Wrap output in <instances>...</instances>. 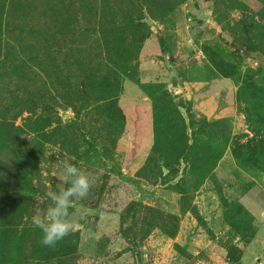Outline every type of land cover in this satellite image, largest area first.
Returning <instances> with one entry per match:
<instances>
[{"label": "rangeland", "instance_id": "obj_1", "mask_svg": "<svg viewBox=\"0 0 264 264\" xmlns=\"http://www.w3.org/2000/svg\"><path fill=\"white\" fill-rule=\"evenodd\" d=\"M98 1L116 4V0ZM243 1L258 9L252 0ZM118 4L130 3L118 0ZM214 11L213 0H186L165 21L146 20L151 34L143 43L136 62L137 81L133 78L122 81L119 112L113 120L111 117L104 119L112 112L109 99L88 101L79 116L67 102L70 97L75 102L83 98L85 87H81V83L85 74L93 81L104 73L102 67L108 49L101 39L91 38L80 45L86 68L71 65L60 70L53 65L52 58L39 63L31 57V62L23 65L20 71L12 61H7L10 56L5 60L7 63H1L0 122L7 115L8 122L17 131L10 145L0 147V193L15 203L22 201L15 215L22 217L21 227H35L32 223L35 209L50 204L46 193L65 186L61 162L68 160L92 181L88 198L75 200L70 209L76 224L70 234L75 233L79 238L76 264H234L232 245L242 250L243 264H264V168L248 159L244 168L233 153L234 147L247 144L254 136L241 112L242 104L237 100L238 83L224 76L211 81L222 83L211 92L213 99L208 106L219 105L216 113L221 107H231L238 114L236 118L216 119L200 110L206 96L201 95L205 88L202 83L211 82L197 80L205 77L201 68L208 63L204 46L215 50L216 45H220L223 59L237 63L241 60V72L264 69V57L255 54L248 57L239 51L227 30L216 23ZM227 17L233 25L241 18V13L231 10ZM34 43L35 40L28 37V44ZM154 85L165 86L177 103L191 102L195 123L202 124L204 119L230 122L229 146L214 172L200 186L187 187L191 206L185 213L181 195L174 189L185 166L183 162L175 164V171L171 172L161 163L162 176L157 184L139 175L155 143L154 100L142 87ZM38 96H43L45 102L38 103L30 112L32 98ZM80 104V101L76 103ZM181 112L189 122L187 110L181 108ZM48 117L50 122L46 123ZM92 125L99 130H93ZM206 138L202 135L203 142ZM4 140L0 136V141L6 143ZM84 140L93 141L98 152ZM153 174L150 170V179ZM27 181L32 183L28 194L33 193L21 198L18 196L22 195L20 188L25 187ZM133 202H142L178 217L176 234H166L170 223L165 221L145 236L142 232L145 219L140 215L130 228L139 242L131 244L120 230L121 217ZM235 202L241 203L253 216L254 237L243 239L240 235L243 229L233 227L236 212L232 204ZM68 264H75V261Z\"/></svg>", "mask_w": 264, "mask_h": 264}, {"label": "trees", "instance_id": "obj_2", "mask_svg": "<svg viewBox=\"0 0 264 264\" xmlns=\"http://www.w3.org/2000/svg\"><path fill=\"white\" fill-rule=\"evenodd\" d=\"M184 1L186 0H129L130 4L124 6L116 5L118 0L115 5L102 1L100 3L98 0H0V65L2 62L12 61L11 64H15L20 71L24 68L23 65L31 62L32 57L39 63L52 58L53 65L60 70L71 65L86 68L88 65L83 63L84 52L80 45L91 38H99L108 49L107 60L102 67L105 74L97 76L93 81L85 74L81 83V87H85L82 91L83 98L76 99L81 104L77 106L73 97L67 98V102L79 116L83 105L88 101L93 100L91 103H95L109 99L112 112L107 113L104 119L106 121V118L111 117L113 120L119 112L122 81L126 78L137 81L136 62L143 43L151 34L146 20L163 22ZM252 1L254 5L257 4V10L243 0H213L215 21L227 30L244 55L264 57V0ZM231 10L241 13V18L233 25L227 17ZM28 37L33 38L36 43L28 44ZM203 51L208 57V63L201 68L205 77L197 80L211 82L223 76L234 79L239 86L237 100L242 104L241 112L246 116L250 131L254 133L253 139L247 144L233 148L238 164L246 168L245 161L248 159L264 168V69L251 68L241 72V60L237 63L231 59H223L224 52L220 51L218 44L215 50L204 46ZM142 88L154 100L155 143L139 175L157 184L162 176L161 163L171 172L175 171V164L177 166L183 162L185 166L174 189L181 195L182 211L185 213L191 206L187 187L200 186L214 172L229 146L230 122L227 119L212 122L204 119L202 124L195 123V117L191 115V102L177 103L165 86ZM44 100L43 96L32 98L28 110L33 112L38 107L37 104L45 102ZM181 108L187 110L189 122L184 118ZM8 121V116L4 115L0 122V136L6 141H0V147L10 145L16 135L17 129ZM45 122H50L49 117ZM92 129L96 132L99 130L95 125H92ZM202 135L207 136L205 142L202 141ZM91 136L93 137V133ZM85 142L89 143L93 151L98 152L93 141ZM150 170L154 172L151 179L148 175ZM25 185L20 188L22 195L18 196L21 198L33 193L28 194L32 190V183L27 181ZM18 202L21 204L22 201ZM19 203L4 198L0 193V264H68L71 261L76 264L78 235L69 234L55 248L42 246L40 229L21 227L22 217L16 218V213L21 209ZM225 203L229 204L227 200ZM232 205L236 212L233 227L236 230L243 229L240 234L243 239L254 237V230H251L253 216L241 203L235 202ZM140 215L145 219L142 222L145 236L165 221L170 223V229H165L166 234L174 236L178 230V217L164 214L142 202H133L121 217L120 230L131 244L139 240L132 236L130 228ZM232 249L235 251L234 258L231 257L234 264H243L242 250L236 245H232Z\"/></svg>", "mask_w": 264, "mask_h": 264}, {"label": "clouds", "instance_id": "obj_3", "mask_svg": "<svg viewBox=\"0 0 264 264\" xmlns=\"http://www.w3.org/2000/svg\"><path fill=\"white\" fill-rule=\"evenodd\" d=\"M61 178L65 186L46 193L50 204L45 208L37 207L32 216L33 225L40 229V244L55 248L76 227L71 218L75 200H84L89 196L92 181L77 165L68 160L61 162Z\"/></svg>", "mask_w": 264, "mask_h": 264}, {"label": "crops", "instance_id": "obj_4", "mask_svg": "<svg viewBox=\"0 0 264 264\" xmlns=\"http://www.w3.org/2000/svg\"><path fill=\"white\" fill-rule=\"evenodd\" d=\"M171 71V69L169 70ZM220 81H218V83H215V82H211V83H202L205 87L204 90L202 91L203 94L201 93V95H206L203 99H202V103L203 105H201V111L209 118H216V119H219V118H224V117H232V118H236V116L238 115L236 112L234 113L233 111V108L231 107H225V108H220L219 112H217V110L219 109V105L217 106H211L209 107L208 104L210 102V100L213 99V94L211 93L215 86H217L218 84H221L219 83ZM224 84H227V83H224ZM234 97V96H233ZM232 97V101L234 100ZM196 108H199L198 106H195ZM244 129V127H243Z\"/></svg>", "mask_w": 264, "mask_h": 264}]
</instances>
